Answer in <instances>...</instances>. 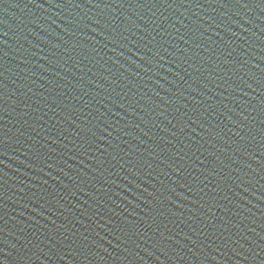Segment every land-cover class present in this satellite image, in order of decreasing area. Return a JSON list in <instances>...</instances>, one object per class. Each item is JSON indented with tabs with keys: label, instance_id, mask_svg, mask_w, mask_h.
Masks as SVG:
<instances>
[{
	"label": "water",
	"instance_id": "obj_1",
	"mask_svg": "<svg viewBox=\"0 0 264 264\" xmlns=\"http://www.w3.org/2000/svg\"><path fill=\"white\" fill-rule=\"evenodd\" d=\"M0 264H264V0H0Z\"/></svg>",
	"mask_w": 264,
	"mask_h": 264
}]
</instances>
